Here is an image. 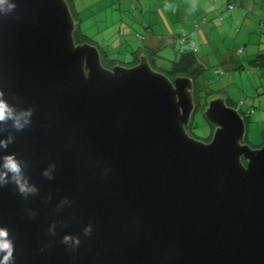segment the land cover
Wrapping results in <instances>:
<instances>
[{
    "label": "water",
    "instance_id": "water-1",
    "mask_svg": "<svg viewBox=\"0 0 264 264\" xmlns=\"http://www.w3.org/2000/svg\"><path fill=\"white\" fill-rule=\"evenodd\" d=\"M16 3L0 16V89L35 111L22 132L0 124V138L15 134L6 151L39 187L26 200L0 188L16 264H264V143L246 142L240 109L210 96L213 134L195 138L192 77L171 79L146 54L106 67L98 46L76 41L68 0Z\"/></svg>",
    "mask_w": 264,
    "mask_h": 264
},
{
    "label": "rangeland",
    "instance_id": "rangeland-1",
    "mask_svg": "<svg viewBox=\"0 0 264 264\" xmlns=\"http://www.w3.org/2000/svg\"><path fill=\"white\" fill-rule=\"evenodd\" d=\"M77 1V8L73 3V14L78 20V30L75 32V37L78 36L79 38L82 36L85 41L95 44L99 49L107 50L108 54L102 58L106 67H110L106 62L108 58L115 60L111 67L117 64L125 66L135 65L138 61L132 63L134 57L140 58L142 54L148 56L144 50V45L149 42L153 35V38L156 37L159 43L157 47H159L160 51L155 55L156 59L153 63H150L154 69L168 75V70L173 67L172 62L179 47L177 46L178 44L174 45L171 43L167 33L173 34L174 37L177 32L184 30H176L183 28L180 24L181 20L173 23L172 27H176L174 30H164V18L158 11L159 8L161 10L164 9V3L162 5L151 3L148 5L149 8L145 7L146 11L144 12L143 8L140 11L137 7L135 8V6L142 4L134 2L133 7L136 11L134 10V14H132L128 11L125 12L124 10L126 9L121 7L117 0ZM230 1L234 3V7L239 3V0H228L226 3ZM241 7L245 8V5ZM125 8H127V4ZM227 8L223 10L232 12ZM246 12L247 19L252 20L258 17L257 10ZM121 13L123 18L120 17ZM200 20H203L201 27L212 23L204 18ZM149 22L153 30H146L150 28L148 26ZM185 22L189 23L190 21L186 20ZM193 22H197V20H193ZM237 28L241 29L245 36H239L235 30H225L220 25L212 30L187 31H192L193 34H191L197 41L195 49H200L198 62L200 69L203 68L202 79L207 83L206 90L209 92L214 91L215 95L222 94L226 97L230 93L231 98L236 101L240 100L243 110L254 108V111L250 113V122L247 124L246 142L253 147H259L264 143V74H262L259 67L251 63H253L252 60L257 53L264 51V27L260 30H258L259 27L250 30L248 23L245 20H241L237 21V25L234 26V29ZM217 33H219L218 36L216 35ZM139 35L146 37V39L141 38ZM164 41L170 44L164 47ZM239 46L244 48L245 51L243 50V53L238 50ZM139 48L143 49L139 51ZM228 56L233 57L231 62H229ZM234 64L238 66L233 68ZM205 92L202 94L204 99L208 94ZM187 129L195 138L210 140L214 129L207 120L204 109L200 104L193 114L192 124Z\"/></svg>",
    "mask_w": 264,
    "mask_h": 264
},
{
    "label": "clouds",
    "instance_id": "clouds-1",
    "mask_svg": "<svg viewBox=\"0 0 264 264\" xmlns=\"http://www.w3.org/2000/svg\"><path fill=\"white\" fill-rule=\"evenodd\" d=\"M17 8L16 0H0V16L7 15ZM34 107H18L10 102L3 89H0V124L11 122V127L15 133L22 132L32 123ZM15 141V134L9 133L6 137L0 138V149L5 150V155L0 157V188H5L9 184L15 185L16 191L23 199L39 192L37 184L32 183L26 175L25 169L27 161L20 159L15 152H7L9 145ZM57 165L51 162L47 167L41 170V176L48 180H53ZM108 170L105 169V172ZM68 198L64 197L61 204L67 203ZM35 215V213H33ZM55 222H53L48 231L55 234ZM93 226L91 223L83 228V235H91ZM62 243L71 244V250H75L81 243L79 235L65 234ZM15 240L11 235V230L6 225H0V264H16L15 259Z\"/></svg>",
    "mask_w": 264,
    "mask_h": 264
},
{
    "label": "crops",
    "instance_id": "crops-1",
    "mask_svg": "<svg viewBox=\"0 0 264 264\" xmlns=\"http://www.w3.org/2000/svg\"><path fill=\"white\" fill-rule=\"evenodd\" d=\"M83 1V0H81ZM121 7H123L125 12L128 11L129 13H133L135 8L137 7L140 11L141 8H143V11L145 12L146 8H149L148 5L151 3H158L162 5L164 3V9L159 8V14L164 18V30H174L176 27H172L174 22L180 21V24L182 25V29H176V30H184L185 32L189 33L191 37L193 38L195 44H196V38L192 36V31L188 32L187 30H212L218 25L220 27H224L225 30H235L239 36H245V33H242L241 29H234V26L237 25V21L245 20L248 23V28L254 29L259 27L260 29L264 27V23L261 24V21L264 19V0H239L238 5L234 7L232 12L225 11L223 9L227 8L228 3H226L228 0H117ZM134 2L142 4L140 6H135L133 7ZM78 1L74 0V5L77 8L78 7ZM127 4V8H125V5ZM123 5V6H122ZM245 5V8L241 7ZM228 9V8H227ZM226 9V10H227ZM123 10V9H122ZM252 10H257V16L254 19L250 20L247 19V12L246 11H252ZM136 11V10H135ZM137 13V12H136ZM137 16V15H136ZM121 18H123V14L121 13L120 15ZM176 18V19H175ZM205 19L206 21L212 22L209 23L208 25H205L204 27H201V21L200 19ZM122 20V19H120ZM189 20V23H186L185 21ZM193 20H197V22H193ZM170 21V23H169ZM192 21V22H191ZM221 23V24H219ZM122 24V22H121ZM257 24V26H256ZM211 25V27H209ZM124 26V25H123ZM150 26V28H147ZM148 26L146 27V30H153V27L150 25V22L148 23ZM152 32V31H151ZM205 35V31H203ZM192 33V34H191ZM141 34V33H138ZM153 34V32H152ZM179 34L180 32H177L176 35L173 37V34L167 33L169 35V40L171 41L172 44L176 45L179 47ZM195 34L198 35V33L195 32ZM142 35V34H141ZM217 36L219 33L216 34ZM166 36V34H164ZM143 39V36L141 37ZM226 38V37H225ZM210 39V38H209ZM165 40V38H164ZM226 41V39H225ZM150 42V43H149ZM149 42L144 45V47H152L155 49H158L159 46L156 37L153 38V35L149 39ZM167 44H170L168 42L164 41V47L167 46ZM196 46V45H195ZM144 48V49H145ZM215 48V46H214ZM240 48V46H239ZM238 50L240 51V49ZM142 49V48H141ZM179 50V49H178ZM196 53V58L198 61V55L200 49H195L194 50ZM245 51V50H244ZM243 51V52H244ZM242 52V53H243ZM263 52V51H262ZM178 56V52L175 56L174 59H176ZM229 62L233 60L232 56H228ZM226 59V58H224ZM173 60V59H172ZM171 60V61H172ZM199 63V62H198ZM238 65L234 64V67H237ZM260 71L262 74H264V67H260ZM230 97V93L228 94Z\"/></svg>",
    "mask_w": 264,
    "mask_h": 264
},
{
    "label": "trees",
    "instance_id": "trees-1",
    "mask_svg": "<svg viewBox=\"0 0 264 264\" xmlns=\"http://www.w3.org/2000/svg\"><path fill=\"white\" fill-rule=\"evenodd\" d=\"M68 2L70 3V6H71L72 11H73L74 10L73 9L74 0H68ZM77 30H78V26H77ZM258 30H260V28H258ZM139 36L141 37V35H139ZM75 38H76V41L78 43L86 42L85 39L82 38V36H80L79 38L77 36ZM179 43H180V45H179V50H178V56L176 59L173 60V62H172L173 67L170 70H168V75L171 78H174L175 76H177L179 74L192 77L194 79V84H195L194 94H195V101L197 103V107L200 104V106L204 109V106L207 104L208 98L212 95H215L216 93L214 91L209 92L208 90H206L207 83L205 82L204 79H202L203 68L200 69V65L197 61L196 53L194 51L196 46H195V42H194L193 38L191 37V35L185 31L180 32ZM142 49L139 48L138 50L140 51ZM100 50H101L100 52H101L102 58H103V56L108 54L107 50L106 51H104L103 49H100ZM144 50L147 52L149 60L151 63H153V61L156 59L155 55L158 53V51H160L159 49H155L152 47H146ZM240 50L242 53L244 48L242 47V48H240ZM137 61H139V58L134 57L132 60V63H136ZM106 62L111 67L113 65V63L115 62V60L108 58L106 60ZM252 62L253 63H251V64L254 66H257L259 68L264 67V51L257 53V55L252 60ZM204 91H206L208 93L207 97L205 99L202 95ZM227 101L230 105L238 107L240 109L241 113L245 117L246 123L248 124L250 122V113L254 111V108L252 107L250 110L249 109L243 110L241 108L240 100L236 101L233 98L229 97V95H227Z\"/></svg>",
    "mask_w": 264,
    "mask_h": 264
},
{
    "label": "built area",
    "instance_id": "built-area-1",
    "mask_svg": "<svg viewBox=\"0 0 264 264\" xmlns=\"http://www.w3.org/2000/svg\"><path fill=\"white\" fill-rule=\"evenodd\" d=\"M228 8L232 11V9L234 8V3L233 2H228ZM264 23V19L261 21V24H263ZM241 51V50H240ZM219 72H220V70H219Z\"/></svg>",
    "mask_w": 264,
    "mask_h": 264
},
{
    "label": "bare ground",
    "instance_id": "bare-ground-1",
    "mask_svg": "<svg viewBox=\"0 0 264 264\" xmlns=\"http://www.w3.org/2000/svg\"><path fill=\"white\" fill-rule=\"evenodd\" d=\"M169 77H170V76H169ZM175 77H176V76H175ZM175 77H174V78H175ZM170 78H171V77H170ZM174 78H171V79H174Z\"/></svg>",
    "mask_w": 264,
    "mask_h": 264
}]
</instances>
